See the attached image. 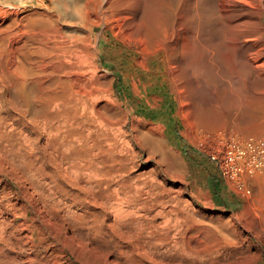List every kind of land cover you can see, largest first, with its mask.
<instances>
[{"label": "bare ground", "instance_id": "6f19581e", "mask_svg": "<svg viewBox=\"0 0 264 264\" xmlns=\"http://www.w3.org/2000/svg\"><path fill=\"white\" fill-rule=\"evenodd\" d=\"M8 1L13 10L0 19L10 17L0 32L34 33L9 72L0 73V264H214L239 255L238 235L224 232L217 249L203 250L197 215L135 173L97 81L75 63L81 50L64 33L62 17L77 16L92 35L129 20L136 0ZM30 2L37 7L27 13ZM191 6L197 27L220 19L235 27L236 46L250 63L237 73L264 69V0Z\"/></svg>", "mask_w": 264, "mask_h": 264}, {"label": "rangeland", "instance_id": "374dc122", "mask_svg": "<svg viewBox=\"0 0 264 264\" xmlns=\"http://www.w3.org/2000/svg\"><path fill=\"white\" fill-rule=\"evenodd\" d=\"M8 3L0 0V19L13 10ZM28 4L27 13L37 7ZM192 13L191 0H136V14L110 23L109 31L99 27L91 35L70 14L61 24L81 50L75 63L99 85L100 103L135 173L164 186L173 206L197 215L203 250L217 249L222 232L238 235L243 251L214 264H264V236L256 234L264 227V170L242 177L248 193L210 158L224 150L222 138L264 137V69L237 73L250 63L236 46L235 27L225 19L197 27ZM27 31L0 32L1 74L9 72L21 42L33 37L34 29Z\"/></svg>", "mask_w": 264, "mask_h": 264}, {"label": "built area", "instance_id": "2783aa9c", "mask_svg": "<svg viewBox=\"0 0 264 264\" xmlns=\"http://www.w3.org/2000/svg\"><path fill=\"white\" fill-rule=\"evenodd\" d=\"M221 143L225 146L224 150L211 154V160L220 165L228 181L233 182L240 190L247 191L242 177H251L264 170V137L243 141L235 137L222 138Z\"/></svg>", "mask_w": 264, "mask_h": 264}]
</instances>
